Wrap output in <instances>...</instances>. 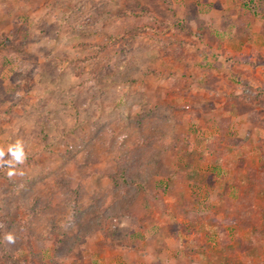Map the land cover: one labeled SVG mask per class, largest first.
<instances>
[{
  "label": "rangeland",
  "instance_id": "obj_1",
  "mask_svg": "<svg viewBox=\"0 0 264 264\" xmlns=\"http://www.w3.org/2000/svg\"><path fill=\"white\" fill-rule=\"evenodd\" d=\"M220 7L212 0H0V208H13L15 224L0 239L14 236L1 241L17 262L87 264L96 251L149 253L152 240L181 237L207 240L208 249L230 228L238 240L264 238V132L227 133L220 117L205 112L236 103L209 99L199 87L213 81L212 58L219 61L209 52L220 39ZM250 92L238 107L264 108L261 93L251 101ZM17 140L26 160L9 177L8 148ZM122 165L140 185L122 183ZM247 187L261 194L246 206L249 223L220 222L224 206L241 207ZM104 200L113 218L101 232L95 221ZM123 200L132 201L118 223ZM78 208L83 218L72 224ZM116 261L106 264H124Z\"/></svg>",
  "mask_w": 264,
  "mask_h": 264
},
{
  "label": "crops",
  "instance_id": "obj_2",
  "mask_svg": "<svg viewBox=\"0 0 264 264\" xmlns=\"http://www.w3.org/2000/svg\"><path fill=\"white\" fill-rule=\"evenodd\" d=\"M212 1L216 5L220 4V10L218 9L217 13H220L219 15L222 17L219 22L220 27L214 30L215 36H220L218 45L215 44L213 50L209 53L213 55L216 50L218 54L220 53V56L218 57L219 61L212 58V62L216 63L212 64V70H214L213 81L208 79L203 81L201 79L199 87L204 88L206 93L208 92L209 99L219 97L221 101L228 104L236 103V105L227 109L220 108L221 113L216 109L209 113L205 112V115L214 114L216 117H220L221 123L219 122V125L226 126L225 131L227 133L236 134L240 128L245 133L250 134L258 133L261 130L264 132V117L260 118L261 120L259 119V115H264V108H255L256 106L252 104L253 107L245 111L238 107L239 104L237 105L238 101L244 99L242 95L245 88H249L251 91L248 99L251 101L258 100L257 95L261 93L260 98L264 101V0L234 1L237 9L232 7L230 11H228V5H234L233 0ZM251 4H257V12L251 8L249 9ZM221 21H230L231 28L226 27L230 25L223 27ZM220 45L223 46L221 51ZM188 47L186 59H189L191 55V48L189 45ZM201 47L204 49L202 45ZM222 61L223 63H221ZM195 88L197 87L195 86ZM250 110L251 112H249ZM236 140H226V143ZM230 146L239 147L237 145ZM263 149L264 144H260V152H263ZM261 154L263 155V153ZM251 192L252 197L261 195L259 190L256 189L251 190ZM238 207L236 204H232L231 207L224 206L222 212L231 211L233 217L228 221L226 215H223V217L218 218L219 221H225L227 225L232 224V227L237 229L234 222L237 215L235 216L233 213ZM227 225L225 226L227 227ZM220 226L224 227L222 223ZM254 227L250 225L248 230L253 231ZM180 228L185 230V226H180ZM251 235H246L245 238L238 240L236 230L230 228L223 239L219 237L217 242L213 243V247L208 249L206 248L207 240H200L199 242L198 240H186L182 237L170 243V240H152V251L149 253L137 252L136 249L130 248L125 249L124 254L111 253L110 258H108L109 254L104 253L105 250H100L88 255L90 260L87 264H106L111 260H117L124 264H173L174 260L178 261L177 264H264V238L260 237L261 239H258L256 236ZM103 241L101 240V244L106 243L105 240ZM197 244L198 247H201L198 248ZM204 246L206 252L203 253L202 247ZM116 247H119V245L116 244Z\"/></svg>",
  "mask_w": 264,
  "mask_h": 264
},
{
  "label": "trees",
  "instance_id": "obj_3",
  "mask_svg": "<svg viewBox=\"0 0 264 264\" xmlns=\"http://www.w3.org/2000/svg\"><path fill=\"white\" fill-rule=\"evenodd\" d=\"M262 153H263L262 160L264 162V149H263ZM262 172H264V171L262 170ZM120 177H122L121 181L125 185H135V186L140 185V182H138L134 178L130 177L129 168H127L123 165H122V174L120 175ZM251 190H252V188L247 187V190L244 193L245 196L240 202L241 207L239 209L237 208L235 210V212L233 213V215H235V216L237 215L238 218L235 217L236 219H240L241 221H243L246 218V220H248V222H249L248 218H249L250 211H248L246 209V206H248L249 204H250V206H253V203H254L253 198L251 196V193H252ZM7 194H8V197H12L14 195V193L11 191H9ZM5 198H6V195H5ZM6 199H8V198H6ZM131 201L130 200H123L122 206H120V208L116 210V214H114V217H116L118 223H120L121 219L126 218V215H128L126 213V211H128V208L130 205L129 203H131ZM48 202H50V201L45 202L46 204L44 205V208L50 206V204ZM105 204L106 203L104 200V203H102V205L98 208V209H102V214H101L102 217L95 221L96 228H98V230H100L101 232L106 231V228H107L106 223L110 222V220L113 218L112 217L113 213L111 214L110 212H107V210L104 209V207H106ZM98 209L96 208L97 211H98ZM12 211H13V208H9V206L7 204H4L0 208V235H3L4 231L9 232L10 230L13 229V227H15V224L13 223L12 217L10 215L12 213ZM78 211L79 212H78L77 216L74 218V220L73 221L70 220L72 222V224L73 223L76 224L78 221H80L83 218L84 212L82 210H80L79 208H78ZM231 213H232L231 211L225 212V215H226V218L228 219V221L230 220V218L232 219V217H233L231 215ZM16 225H17V223H16ZM221 227L222 226H220V228ZM117 229H120V228H117ZM222 232H224V234L226 235L227 230L225 231V229L224 230L222 229ZM104 234H105L104 236H107L106 235L107 233H104ZM123 238H126V235ZM1 240L3 241L5 239L4 238L0 239V260H1L0 264L3 262H6L7 264H9V262H11L10 264H22V263H19L16 261L17 259L14 258V255H12L11 252L7 249L5 241L2 242ZM60 240H61L60 241L61 243L58 245L62 246L63 244H65V240H67V237H61ZM80 240H85V238H80Z\"/></svg>",
  "mask_w": 264,
  "mask_h": 264
},
{
  "label": "clouds",
  "instance_id": "obj_4",
  "mask_svg": "<svg viewBox=\"0 0 264 264\" xmlns=\"http://www.w3.org/2000/svg\"><path fill=\"white\" fill-rule=\"evenodd\" d=\"M8 152L11 154V159H9L6 162L7 167L9 169L7 172V175L9 177H12L16 174V171H15L16 165L17 164H23L26 160L23 142L21 140H17L15 142V144L9 146ZM4 155H5L4 150L0 149V158L4 157ZM4 163L5 162L2 159H0V164H4ZM4 239L8 243H14L15 242L14 236L11 233L6 234Z\"/></svg>",
  "mask_w": 264,
  "mask_h": 264
}]
</instances>
